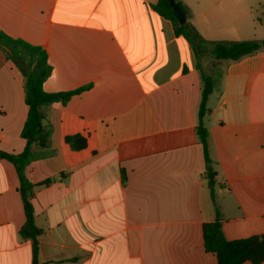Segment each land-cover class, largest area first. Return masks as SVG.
Masks as SVG:
<instances>
[{
    "label": "crops",
    "instance_id": "0c3cea01",
    "mask_svg": "<svg viewBox=\"0 0 264 264\" xmlns=\"http://www.w3.org/2000/svg\"><path fill=\"white\" fill-rule=\"evenodd\" d=\"M157 0H0V30L47 53L51 154L25 176L38 264H216L202 226L227 240L264 234V47L200 59L216 79L205 117L214 193L196 135L195 54ZM206 41L264 40V0H179ZM216 74V76H215ZM24 78L0 50V151L19 154ZM86 138L73 150L64 138ZM18 178L0 159V264H32ZM243 264H251L244 262ZM264 264V262L260 263Z\"/></svg>",
    "mask_w": 264,
    "mask_h": 264
},
{
    "label": "trees",
    "instance_id": "16d2710c",
    "mask_svg": "<svg viewBox=\"0 0 264 264\" xmlns=\"http://www.w3.org/2000/svg\"><path fill=\"white\" fill-rule=\"evenodd\" d=\"M175 2L186 13V9L181 2L179 0H175ZM153 9L158 15L171 22L174 33L186 39L195 54L196 68L199 71L201 79V92L197 108V126L195 131L206 165L207 188L212 197L215 187V174L209 158V133L205 126V117L209 111L207 101L215 87L216 79L203 71L200 59L209 56L216 60L237 61L259 52L264 47V40L206 41L188 21L184 24L178 23L168 0H157L153 5ZM0 50L24 78L23 93L24 102L27 106V116L21 129V137L25 141L23 151L19 154L0 151V159L11 163L17 174L18 192L22 200L25 215V222L20 228L19 234L22 239L31 240L32 264H38L37 238L41 234V231L34 224L33 208L30 199L35 186L47 185L50 180H45L39 184H32L25 176V168L31 162L52 153L49 149L50 131L44 123L47 108L56 102L65 104L71 96L87 89L88 86L68 92H45L43 90V83L51 74V66L48 63L45 50L23 40L11 38L1 30ZM64 140L73 150H80L86 146V138L78 134L66 136ZM202 238L205 252L211 253L215 257L216 264H243L244 262L260 264L264 262V234L227 240L223 236L220 222L216 220L203 224Z\"/></svg>",
    "mask_w": 264,
    "mask_h": 264
},
{
    "label": "water",
    "instance_id": "95a60500",
    "mask_svg": "<svg viewBox=\"0 0 264 264\" xmlns=\"http://www.w3.org/2000/svg\"><path fill=\"white\" fill-rule=\"evenodd\" d=\"M168 2L178 23L184 24L186 22V13L180 8L175 0H168Z\"/></svg>",
    "mask_w": 264,
    "mask_h": 264
},
{
    "label": "rangeland",
    "instance_id": "374dc122",
    "mask_svg": "<svg viewBox=\"0 0 264 264\" xmlns=\"http://www.w3.org/2000/svg\"><path fill=\"white\" fill-rule=\"evenodd\" d=\"M215 76H216V74H215Z\"/></svg>",
    "mask_w": 264,
    "mask_h": 264
}]
</instances>
